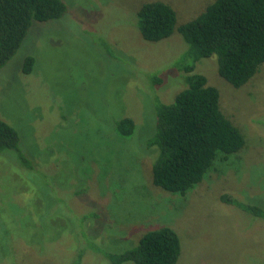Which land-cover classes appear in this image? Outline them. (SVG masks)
<instances>
[{
	"label": "rangeland",
	"instance_id": "374dc122",
	"mask_svg": "<svg viewBox=\"0 0 264 264\" xmlns=\"http://www.w3.org/2000/svg\"><path fill=\"white\" fill-rule=\"evenodd\" d=\"M144 1L63 0L62 15L34 20L0 68V118L15 127L31 163L0 151V264H110L97 249L121 248L161 224L179 235L176 264H264V217L219 198L264 209V63L234 87L218 74L215 54L196 62L245 143L183 196L154 185L150 149L140 151L149 103L169 102L184 86L172 62L185 42L176 30L145 41L136 18ZM165 1L182 22L211 0ZM106 42L117 55L107 56ZM26 54L34 65L23 74ZM123 111L143 134H116L113 119Z\"/></svg>",
	"mask_w": 264,
	"mask_h": 264
},
{
	"label": "trees",
	"instance_id": "16d2710c",
	"mask_svg": "<svg viewBox=\"0 0 264 264\" xmlns=\"http://www.w3.org/2000/svg\"><path fill=\"white\" fill-rule=\"evenodd\" d=\"M65 8L63 0H0V68L20 47L34 20L58 18ZM136 18L145 41L164 39L176 30L185 42L172 62L182 71L184 86L169 102L151 98L152 120L144 135L145 148H140L142 153L150 149L146 154L153 160L149 155L144 157L152 161L151 182L183 196L206 176L215 160L226 159L245 143L242 130L221 111L218 89L208 84L204 74L194 71L195 64L215 54L217 72L229 84L239 87L250 80L264 63V0H211L198 14L182 22H177L176 10L169 2L147 0L137 7ZM106 46L103 50L108 57V53L117 55L107 42ZM33 65L34 57L26 54L20 71L30 73ZM158 80L153 74L152 83ZM125 114L123 111L113 119L116 134L123 138L143 134L142 122L137 124ZM143 121L146 129L145 117ZM5 149L15 150L23 163L31 164L19 146L15 127L0 118V151ZM219 198L264 217L262 206L250 203L253 199L238 200L228 193H221ZM134 241L121 248L97 250L110 264H176L181 251L178 233L167 224L149 227Z\"/></svg>",
	"mask_w": 264,
	"mask_h": 264
}]
</instances>
